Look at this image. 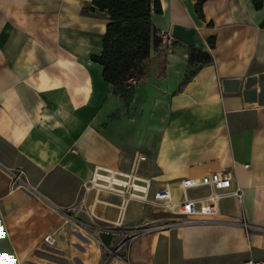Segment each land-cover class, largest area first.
<instances>
[{"label":"crops","instance_id":"1","mask_svg":"<svg viewBox=\"0 0 264 264\" xmlns=\"http://www.w3.org/2000/svg\"><path fill=\"white\" fill-rule=\"evenodd\" d=\"M91 2L0 0V264H100L98 244L68 243L63 213L90 209L81 185L95 165L127 171L136 153L151 192L168 186L178 199L181 179L225 171L239 197L222 199L213 220L140 235L133 264L264 260V0H159L151 25L175 44L145 60L146 91L156 92L147 119L91 60L107 24ZM191 50L210 61L191 63ZM130 204L131 229L164 221ZM49 233L55 255L41 249Z\"/></svg>","mask_w":264,"mask_h":264},{"label":"built area","instance_id":"2","mask_svg":"<svg viewBox=\"0 0 264 264\" xmlns=\"http://www.w3.org/2000/svg\"><path fill=\"white\" fill-rule=\"evenodd\" d=\"M157 36L161 44L168 48L165 53L168 55L172 54L174 48L173 38L164 31H158ZM145 161H147L145 155L136 153L131 167L127 171L95 165L90 179L81 185V200L83 202H85L88 194L93 193L94 203L99 201L103 203L105 209L113 208L116 210V219L114 221H105L119 228L121 238L110 246H106L101 241L99 242V247L102 251L100 264H133L128 257L129 247L133 243L130 240L152 231L146 225L128 230L122 229L127 208L132 202L141 206L156 207L165 213L174 215L176 218L163 221L164 227L170 228L192 224L199 220H213L222 199L229 194L239 197L237 191H230L232 178L231 174L225 171L210 173L199 179H181L179 181L181 194L178 199L175 198L168 186L151 192V178L142 175L140 172V164ZM11 181L13 185L20 182L19 174L11 173ZM190 191H200L201 194L191 196L188 194ZM105 197L115 198L116 202L105 201ZM68 216L66 212L63 213V217L67 220H69ZM93 217L100 219L97 216ZM243 226L245 229L248 228L245 223ZM42 243L46 248H53L56 243L54 234L45 235ZM244 264H264V260L250 259L245 261Z\"/></svg>","mask_w":264,"mask_h":264},{"label":"trees","instance_id":"3","mask_svg":"<svg viewBox=\"0 0 264 264\" xmlns=\"http://www.w3.org/2000/svg\"><path fill=\"white\" fill-rule=\"evenodd\" d=\"M261 1L255 0V5ZM91 4V11L96 10L107 17L102 51L91 57L93 62L102 66L105 82L115 87L131 69H139L152 49L167 52L168 48L157 36L159 30L150 22L152 13H161L159 0H92ZM189 61L207 63L210 58L191 50Z\"/></svg>","mask_w":264,"mask_h":264},{"label":"rangeland","instance_id":"4","mask_svg":"<svg viewBox=\"0 0 264 264\" xmlns=\"http://www.w3.org/2000/svg\"><path fill=\"white\" fill-rule=\"evenodd\" d=\"M144 70H145V62H143V64L139 66V69L136 70L131 69L124 77L120 78L119 81H117L116 86L114 87L119 97L124 100V104L129 108L132 107L136 109L135 114L140 119H147V117L149 116L151 103L154 101V98L156 96V92L146 91V86L148 85V82L146 81V78L142 77V75L144 74ZM142 91L146 92V94L143 95ZM104 200L109 202H116L115 198L113 199L110 197H105ZM89 203H90L89 201L86 204L76 203L71 207L70 210L65 211L69 215L68 216L69 220H67L64 217L62 225L66 230V239L68 240V243L80 244L81 242L82 243L90 242V243L98 244L99 246V242L101 241L106 246L115 244L121 238V235H119L120 234L119 228H116L114 225L103 219L94 218L90 214V212H94L97 214V216H101V214L98 213L99 211L98 207L102 205L99 204V202L95 201V203L92 204L93 207L91 205L89 209V205H88ZM131 206L132 204H130L129 211H131L132 208ZM146 208L148 210L147 217L150 219H161L163 221L166 219L176 218L174 215L165 213L156 207L149 206ZM112 217L113 216L111 212H107L105 214V218L110 219ZM125 217L126 218L130 217V213L127 212V216ZM136 222H140V220L138 219ZM134 224L135 222L133 223L123 222L122 229H127V230L131 229L130 226ZM145 225L151 228L152 231H156V232L167 230L169 228V227H164V224L161 221L156 223L149 222ZM155 236L156 234H154L153 238ZM137 238L135 239L132 238L130 240V242H133L132 243L133 255L131 256L133 262L136 261V250H134L135 246L139 245ZM41 249L44 254L50 252V255H55V254H51L53 253L52 249H47L44 245ZM70 262L71 264L79 263L78 261H70Z\"/></svg>","mask_w":264,"mask_h":264},{"label":"bare ground","instance_id":"5","mask_svg":"<svg viewBox=\"0 0 264 264\" xmlns=\"http://www.w3.org/2000/svg\"><path fill=\"white\" fill-rule=\"evenodd\" d=\"M97 202H99V201H97ZM99 204L103 205V203H101V202H99ZM92 206H93V205H92ZM91 209H92V208H91ZM90 214L93 215V216H96V213H94V212H90Z\"/></svg>","mask_w":264,"mask_h":264}]
</instances>
